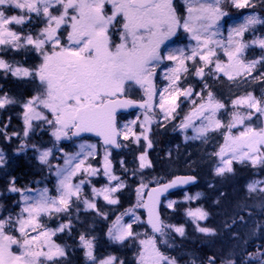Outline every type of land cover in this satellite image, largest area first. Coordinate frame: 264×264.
<instances>
[{
	"label": "snow or ice",
	"instance_id": "1",
	"mask_svg": "<svg viewBox=\"0 0 264 264\" xmlns=\"http://www.w3.org/2000/svg\"><path fill=\"white\" fill-rule=\"evenodd\" d=\"M227 2L236 9L256 7L251 0H227ZM185 3L188 15L183 18L181 25V17L177 15L173 0H0V50H33L41 57V63L35 68L24 67L18 61L10 63L0 57V71L5 76L11 74L18 79L38 78L42 88V91L23 103V119L26 126L24 135L28 136L32 121L37 120L54 128L53 136L57 141L67 137L69 132H72L73 136L94 132L103 138L105 146L120 147L117 137L121 131L127 139L128 134L132 132L130 125L137 123L131 121L130 124L123 125L122 129L116 126L117 110L131 107L136 103L132 100L120 99L124 93L125 83L134 81L144 88L147 97L139 107L144 109V120L141 124L144 131L141 135L144 140H148L145 133L150 129H145L144 125H151L153 122L151 117L156 107L153 104V97L157 95L152 77L155 68L164 60L176 64V67L168 69L167 72L169 86L159 93L158 107L165 120L174 116L179 107L177 101L181 96L188 99L193 95L200 96L191 88L181 90L179 87L181 74L188 71L185 63L187 60H192L193 66L197 57L203 62L204 67H198L195 72L200 78H204L205 67H208L207 74L212 76L223 73L230 80L237 78L264 80V73L258 77L252 76L258 66H264V56L247 62L241 58L248 47L259 46L264 50V37H257L250 43L242 41L245 32L249 29L255 30L258 24H264V19H261L259 14L253 11L244 17L243 23L238 27L230 28L227 43H224L215 39L220 32L221 18L227 15L221 8L222 0H185ZM261 3H264V0H261ZM106 6H110V14L106 11ZM54 9H62V11L53 14ZM70 11L74 14L69 15ZM9 12L19 14L9 15ZM33 14L46 22L45 27L35 34L31 29L25 31L24 28L25 25L32 23ZM13 26H18L19 31L14 30ZM62 27L71 29L67 33L66 45L62 43L60 35ZM181 27L190 34V39L195 41V47L189 48L190 55L184 48L169 49L166 56L161 55V46L171 37L176 36ZM116 34L119 43L113 41V36ZM211 45L224 50L227 63L219 60ZM213 63H215L214 69L209 67ZM205 87L207 88V85ZM200 98L203 100V96ZM17 102L7 93L0 95V109ZM232 105L237 111L233 112L231 123L225 126L216 118V113L225 106L215 101L213 93L209 91L206 102L197 106L193 101V111L185 116L179 126L183 130L193 128L195 135L186 139H206L209 132L227 127L229 134L224 138L225 143L214 154L218 157L214 173L221 177L234 173V162L250 163L254 167L264 166V126H252L254 119L260 120L264 117V94L261 98H257L252 93H248L246 96L234 99ZM241 107L247 109V115L240 114ZM39 109L46 110L52 119ZM195 118L201 121L199 127L193 124ZM237 126L242 127L243 130L239 135H231V130ZM5 129H0V133L10 139ZM136 139L138 141L140 137L137 136ZM148 146L151 147L150 141ZM23 147L24 145L21 146ZM32 147L39 153L38 159L41 164H46L49 168L53 167L49 163L52 149L40 150L35 145ZM84 147L81 145L82 151ZM87 147L90 149L87 155H94L95 145ZM80 156L81 153L73 156L65 155L64 166H55L58 178L56 197L50 196L46 187L38 190L37 196L29 197L24 194V190L15 187V178L12 179L8 191L19 192L24 207L15 216L9 214L0 218V264H45V261L47 264H58L57 258L66 256L65 249L54 244L51 237L57 231L62 232L66 228L70 230L71 220L55 230H47L40 223L39 218L42 214L68 213L73 198L80 200L82 186L86 181L82 180L74 184L72 177L81 171L95 176L98 171L91 166L84 168V160H80ZM139 159L141 168L150 166L144 154ZM77 160L79 163L74 164ZM4 163V154L0 150V165ZM104 173L109 181H117L116 187L93 188L92 195H102L110 204H117L118 200L112 197L124 185L119 182L118 177L111 174L107 153L104 157ZM194 179V177H176L169 183L152 189L148 193L147 202H143L141 198L142 206L148 210V224L151 226L152 236L139 240L137 264H179L177 257L161 251L156 236L158 234L161 238L159 241L161 245L172 248L174 245L169 244L170 232L174 230L180 236H184L185 230L183 226L165 225L160 220L157 206L163 192ZM261 185H264V181L249 182L246 186L248 194L264 196V187ZM146 187L141 184L137 190L138 194ZM83 203L86 209L96 208V204L86 198ZM174 203V201L169 202L168 207H173ZM187 215L193 220H205L208 213L197 209L189 210ZM121 219L117 217L113 227L109 229V239L120 244L128 239H138L140 234L133 232L132 223L124 224ZM137 220L138 217H135L133 210V223ZM240 220H243V217H240ZM232 223H236L235 218ZM225 227L230 228L231 224L226 223ZM197 231L206 235H215V229L200 227L199 224ZM79 240L85 250L86 262L117 264L118 257L114 255L97 259L94 255L95 237L89 238L86 234H81ZM13 246L17 251H13ZM119 264L124 262L120 260ZM192 264H195V261H192ZM208 264H216L215 257H209ZM224 264H236V262L228 260Z\"/></svg>",
	"mask_w": 264,
	"mask_h": 264
},
{
	"label": "rangeland",
	"instance_id": "2",
	"mask_svg": "<svg viewBox=\"0 0 264 264\" xmlns=\"http://www.w3.org/2000/svg\"><path fill=\"white\" fill-rule=\"evenodd\" d=\"M259 4L263 5L262 10L264 12V3H261V0H259ZM179 4H181L182 7V16H181V25L183 24V18H185L188 13H187V4L185 3V0H179ZM258 4V2H255ZM255 4V5H256ZM221 8L222 10L227 13L226 16L221 18L220 21V32L219 34L215 37L216 40L223 41L224 43H227V38L229 34V29L230 28H235L238 27L241 23H243V19L245 16L250 14L251 12H255L258 14V12L255 10V8H258V5L254 9L252 8H246V9H236L232 7L227 0H222L221 3ZM111 9V8H109ZM9 15L12 14H19L18 12H9ZM261 19H264L263 16L259 15ZM35 15L33 14V21L31 24H27L24 26L25 31L28 29H31L33 34L37 33L40 29L45 27V21L44 20H37L34 19ZM14 30L19 31L18 26H13ZM70 27L69 30L70 31ZM67 31V33H68ZM67 33L62 37V43L67 44ZM257 37H264V24H258L255 26V30L249 29L247 32H245L244 36L242 37V41L245 43H250L253 39ZM175 38V41L168 45L167 43L162 46V52L161 55L166 56L168 54L169 49H174V48H184L185 52L190 55L189 48L190 47H195V41L190 39V34L186 33L183 29V27L178 29L177 35L173 36ZM167 42V41H166ZM213 50L216 52V56L219 58V60L223 63H227V56L224 55V50L222 48H219L216 45H211ZM48 49H51V46H48ZM259 46H251L248 47L244 50V53L242 55V59L247 62V61H252L256 60V54H259ZM248 55V57H245V55ZM177 55H179L177 53ZM264 56V52L261 54ZM252 56V57H251ZM0 57H3L6 61L15 62L18 61L20 64H22L24 67L28 68H35L37 65L41 63V57L39 54L33 50H28L25 51L23 49L19 51H2L0 50ZM187 68H191L192 74L194 75L196 72V69L198 67H204V64L202 61L199 60V58H196L195 61V66L194 62L192 60H187L186 62ZM15 66V65H14ZM176 67L175 62L173 61H168L164 60V62L160 65H158L157 70L154 71L156 74V85H157V95L153 97V104L156 105L154 108V114L152 115V123L151 125H144L145 129H150V131H147L145 134L148 136V140H144L143 136L141 135L142 129L141 124L144 120V111H135L133 115L130 116V118H124L122 120V124L119 125L118 129H122V126L125 124H130L131 121H137L135 125H130L132 128V132L128 134V138L123 145L122 152L120 153H115V151L112 148L104 147L99 144V142L96 139L90 138V137H78V138H70L69 133L67 137H62L59 141L55 139L53 136L54 128L49 127L46 123L43 121H37L33 120L32 121V127L28 131V136L24 135L25 131V123L23 119V113H24V108H23V103L26 102L28 99H30L32 96L36 95L38 92L42 91V88L39 84L38 78L32 79V78H24V79H18L15 77H12L11 74H8L5 76L2 71H0V82H2V79L9 80V79H14L18 81H26L25 83H31L32 84V92L28 97H25L21 100H19V111H17V116H18V121L20 122V127H21V135L18 134L15 136V142L11 143V140L6 141V137L1 138L5 142L1 143L0 141V150L3 151L4 158H5V163L3 165H0V172H4V167L5 164L8 163V165L12 162L14 156L16 155H22L26 156L28 158L32 159V162L35 164V169L39 170L42 172V175L32 179L31 182L27 184H20L16 185L15 187L24 190V194L29 196V197H35L38 195V190L44 189L45 187L48 188L49 192L48 194L50 196L56 197L58 195L56 191V186L58 183V178L56 176V165H59L61 167L64 166V159L65 155L68 156H73L76 153H81L80 160H84L83 167L88 168L91 166L92 168L97 169V174L95 176H90L86 172H78L75 176L72 177V183H80V181H86L87 185L82 186V197L80 196V200L77 201L75 197L73 198V202L75 203L74 206H72V211L69 210L68 213L65 212H60V213H53L52 215L48 214H42L40 219V223L43 225V227L47 230H55L57 229L61 224H67L69 220L72 218V212L74 213L73 215L76 216L78 212H96L97 208L95 209H86L85 205L83 203V200L86 198L95 204H98V202H95V200H101L103 203L110 204L108 201H106L102 195L99 196H93L92 195V189L93 188H103V187H116L117 181H109L108 176H106L100 169L101 164L104 162V157L105 154H108V160L111 162L112 165V175H115L116 177L119 178V182L124 185V175L128 172L127 168L125 165L129 164V157L127 156L128 150L133 156V163L135 165V168L137 170H142L143 168L140 167V159L139 157L144 154L146 156V162L149 164V157H148V151L150 150L151 147L148 146L150 139V134L152 132L153 134V129H159V125L163 123L164 117L160 113L158 103H159V93L166 87L169 86L170 81L167 79V72L168 69ZM214 69L215 63H213L211 66H209ZM264 66H258L257 71L259 70H264ZM188 68V69H189ZM209 68L205 67V76H208L210 78H216L218 76H223L224 78L229 79L227 76H225L223 73L218 74L217 76H212L208 75ZM181 74V83L180 80L178 82L179 87L181 90L189 89L186 86V79H187V73ZM183 75V76H182ZM196 76V75H195ZM204 76V77H205ZM253 77H258V73L256 72ZM198 76H196L197 78ZM202 80V79H201ZM215 80V79H214ZM185 81V82H184ZM188 85V84H187ZM140 86V85H139ZM205 89V85L202 86V90ZM220 92V91H219ZM4 92L3 90L0 89V95H3ZM195 93H199L198 91ZM251 93V92H248ZM248 93L244 94H237L235 97H232L230 100H228L225 104L222 103L223 100H220L219 97L214 95L215 101H218L222 104H224V108L220 109L216 113V118L219 119L222 124L225 126L229 123H231V117L233 112L237 111V109L233 108L232 101L234 99H237L238 97L246 96ZM8 94V93H7ZM255 97L260 98L259 93H252ZM10 96V94H8ZM205 97H203V100L200 98V96H192L190 99L185 98L181 96L177 103L179 104L180 109L175 113V120L177 122L176 129L173 131L175 133L176 131V140H174L175 144H187L190 142H193V144L197 143H208L207 147L201 146V145H196L190 148L191 151L188 153L189 155H196L200 154V162H197L194 158L190 159L188 163L185 164V161L181 160L184 159L182 154L179 153L175 158H178V161L174 158L178 164H183L187 165V168L189 166H192L191 164H201V162H205L208 160V163L210 161V158L212 157L211 163L205 167V170H207L211 174V177L205 178L203 175V179L200 181L199 184H196L195 186L189 187L182 189L175 194L172 195H166L165 197L162 198L160 202V208L159 212L161 217H163V223L165 225H173L176 227L183 226L185 230V235L180 236L178 233H176L174 230L171 231L175 236L178 238L182 239H187L192 241L195 237L197 236H202V237H211L214 235H206L204 233H201L197 231V224H199L200 227H207L211 228L208 225H206L204 222L207 221L209 218H211V214H214V212H220L221 214H226L230 212V210H233L232 207H235V203L240 202L243 205H246L247 207H252L254 208L255 206H258L260 203V196L259 194H253L249 195L247 191V184L253 180H261L264 181V175H257V176H251L247 177L244 179V181L241 184H237V179L235 180L234 177L233 179L231 178L230 182H225V176L229 175L226 174L225 176H216L214 173V168L218 164V157L215 156L214 154L217 153L220 149V147L225 143V136L229 134L227 127L218 129L214 132V134H211L212 132H209L207 135L206 139H186V137H193L195 135L193 128L189 127L187 130L181 129L179 126L183 123L185 116H187L190 112L193 111V101H195V104L198 106L201 103H204L207 101L208 96L207 94H203ZM207 96V97H206ZM12 97V96H10ZM146 98V96L144 97ZM17 100V99H16ZM17 102V103H18ZM8 105L3 109H0V121L4 118H6L4 111L6 113L9 112V108H13L14 105ZM40 111L43 112L44 115H47L49 119H52L51 115L44 109H39ZM182 114L181 118H178L179 114ZM239 112L241 115H247V109L245 107H241L239 109ZM155 118V122L153 120ZM171 118V117H170ZM169 119V118H168ZM261 121H264V117H261L260 120L254 119L252 121V126L253 127H262L264 126V123H261ZM160 122V123H159ZM158 123V124H157ZM200 119L195 118L193 120V124L196 127L200 126ZM161 126V125H160ZM1 129V126H0ZM242 127L237 126L231 130V135H239V132L242 131ZM156 133V132H155ZM151 134V135H152ZM35 136V137H32ZM120 139L125 140L123 131H121V134L119 135ZM139 136L140 139L137 141L136 137ZM32 137V139H30ZM151 142V141H150ZM24 145L23 148L21 146ZM35 145L36 148L43 150V149H52V156L49 157V163L53 166L49 168L48 165L46 164H41V162L38 159L39 153L34 149L32 146ZM81 145H84V149L82 151ZM89 145H95V150H94V155H87L89 152V148L87 146ZM166 153L168 154L171 151V144H167L165 146ZM203 150V151H202ZM187 154V157H189ZM127 156V157H126ZM197 157V156H196ZM199 158V156H198ZM186 159V155H185ZM195 159V160H194ZM202 160V161H201ZM123 161V163H121ZM173 161V164H176V162ZM187 161V160H186ZM79 163V160L74 161V164ZM238 163V162H236ZM73 164V166H74ZM250 164V163H249ZM148 167V166H147ZM6 168V167H5ZM33 171V170H32ZM194 167L192 166L190 170H184L182 171H174L172 172V175L177 174V173H191L193 174ZM202 172V171H201ZM203 173V172H202ZM195 176V174H193ZM169 176V177H170ZM6 182L5 186L0 185V188L2 187L3 190L0 189V218L7 217L9 214L15 216L17 213L21 211V208L24 207V204L22 202L21 194L19 192L15 193H10L8 191V188L10 186L11 179L13 178L10 174L6 175ZM167 178H164L160 181H164ZM196 177V176H195ZM4 178V177H3ZM215 178V180H214ZM154 182V183H157ZM152 183V184H154ZM141 184L143 182H138L135 187H133V200L131 203H129L127 206H125L121 212H119L117 215L115 214L113 216V220L109 223L107 230L104 229L103 232H105V236L108 237V231L110 228L113 227L114 223L117 220V217H121V222L124 224H129L132 223V230L134 233H139V237L136 240L128 239L124 243H129L130 245H135L133 248L129 250V255L128 259H125L123 262L127 264H137V256L140 251V245H139V240L141 239H146L148 236H152V233L149 231L147 228L145 222H144V216L141 208V198L143 195V192L146 188L143 189L141 193L138 194V189L140 188ZM148 186L147 184H144ZM227 187L231 189V191L227 194L222 188ZM261 187H264V185H261ZM86 193H85V190ZM234 189V190H232ZM84 192V193H83ZM8 193V194H7ZM6 195H12V198L7 200ZM14 196V197H13ZM191 197V199H189ZM232 197V199H230ZM113 199H117V193H115L112 197ZM175 202L173 204V207L169 208L168 204L169 202ZM197 209H202L208 213L207 219L205 220H193L192 217L187 215V212L189 210L195 211ZM230 209V210H229ZM133 210H134V215L135 217H138V220L133 223ZM100 213V211H99ZM127 213V214H126ZM27 214H25L26 216ZM101 215V214H100ZM59 216V217H58ZM61 218L60 220H58ZM247 220H245L246 222ZM244 222L239 221L238 224H241ZM250 223V221H249ZM238 224H231V227H238ZM250 226V225H248ZM226 228V227H222ZM248 227L245 228V230ZM213 229V228H212ZM68 229L66 228L62 232H55L54 235H52L51 240L54 244L60 245L65 249V252H70V255L73 256V250L71 249L69 242L66 240V232ZM167 231V230H166ZM81 233L83 232V229L80 231ZM62 235L59 239H57L55 236L56 235ZM235 234V233H234ZM233 233H229V235L226 233L224 238L219 241L220 247L219 251L215 249L217 252L216 257H218V252H223L225 256H229V252L227 253V249H232L234 248L233 244H237V241L234 240V238L237 237V235H234ZM215 235H219L220 233H217L215 231ZM160 238V237H158ZM157 239V238H156ZM159 239H157L158 242ZM109 241L112 244H116L118 246H123V244L120 243H115L112 242L110 239ZM225 243H228V246L225 245ZM70 246V247H69ZM13 251H17L16 247L13 246ZM45 251L47 249L45 248ZM72 253V254H71ZM79 255L82 257L80 260L79 264H90V262H86V257H85V250L82 249L79 251ZM94 255L97 257V259H102L108 255H114L110 253H100L99 255ZM116 256V255H114ZM117 257V256H116ZM42 260L44 258H41ZM58 259V258H57ZM217 258H215L216 260ZM120 258L118 257L117 264H119ZM45 264L47 262L45 261ZM78 264V263H76ZM179 264H187V262H179Z\"/></svg>",
	"mask_w": 264,
	"mask_h": 264
},
{
	"label": "trees",
	"instance_id": "3",
	"mask_svg": "<svg viewBox=\"0 0 264 264\" xmlns=\"http://www.w3.org/2000/svg\"><path fill=\"white\" fill-rule=\"evenodd\" d=\"M255 2H258V4H256ZM259 2V0H251V3L258 5V8H255L258 14L264 17V12L262 10L263 5L259 4ZM259 51V54H256V59L262 57L261 54L264 52V50H261V48L259 49ZM245 57H248V55L246 54ZM191 68H189L187 71L186 86L187 88H191L194 93L198 91L200 96L205 97L203 95L204 93L208 96V92L211 91L213 93V96L216 95L220 100H223L222 103L225 104L228 100H230L232 97H235L237 94L241 95L248 92L259 93L260 98L262 97V94H264V80H245L244 78L230 80L224 78L223 76H218L216 78H210L208 76H205L204 78H196L195 74H192ZM256 72L258 73V76H260L261 73H264V70H256L252 73V75H254ZM183 75L185 74L183 73ZM1 81L2 82H0V89L10 94V96L17 99V101L28 97L33 91L32 84L25 83L26 81L21 82L14 79H2ZM203 85H207V88L205 87L204 90H202ZM18 105L19 102L17 103V105H14L13 108L10 107L8 109L10 113H6L4 111L6 118L0 121L1 129H5L6 126L5 130L8 136L11 137L10 139L6 138V141L7 139L11 140V143L15 142L16 135H21L20 122L18 121V116L16 114L17 111H19ZM179 109L180 107L176 109V112ZM181 117L182 114L180 112L178 118ZM160 125L159 129H153V134L152 132V135L150 134L151 148L148 151L150 166L145 167L142 170H137L134 163L132 162L133 156L128 150L127 156L129 157V159H131V161H129V164L125 165L128 172L124 175V186L121 187L117 192V204H106L103 203L100 199H96L95 202H98V204H96V212H78L76 216H74V213L72 212L71 229H68L64 236L66 235V240L67 242H69L68 244H70L74 254L73 256H71L70 252H68L67 250L66 256L64 258L57 259L58 264L80 263L82 257L79 255V251L82 249V246L80 244L79 237L81 234H86L89 238L95 237L94 253L96 255H99L100 253H110L116 255L122 261L128 259L129 250L135 245L124 243L123 246L120 247L116 244H112L107 236H105V232H103V230H107L108 225L113 220V216L115 214L117 215L125 206L131 203V201L133 200V187H135L139 181L143 182V184L150 185L154 182L169 177L172 172L176 170L184 172L185 169L190 170L192 166L194 167L193 174H195L197 178L196 184L200 183V181L203 179V175L205 178L211 177L209 171L207 174V170H205V167L207 166V164L209 165L211 163L212 157L210 158L209 163L207 160L205 162H201V164L199 165L191 164L192 166H189V168H187V165L178 164L176 162L178 161V158H175L177 154L181 153L184 158L181 160L185 161V164L194 157L195 159H197V162H200V154H188L190 152H193L190 150V148L196 145H206L207 147L208 143L204 142L200 144H193V142H190L187 144H175L174 140H176L177 138V136L175 135L176 131L175 133L173 132L177 126L175 116L167 120L164 119L163 123H161ZM14 133L16 135H13ZM211 134H214V132H212ZM4 137L5 135L0 133L1 143L5 142L1 139ZM32 137H30V139H32ZM167 144H171V151L168 154L165 150V146ZM187 154L189 157H187ZM174 158L176 159V161L173 160ZM173 161H175L176 164H173ZM34 165L35 164L32 162L31 158L22 155L14 156L12 162L9 165L8 163L5 165L6 168L4 167V172H0V185L5 184V179L7 178L6 175L9 174L13 178H15L16 185L27 184L31 182L32 179L42 175L40 169H35ZM233 168L234 173H230L228 176L226 175L225 182H230L231 178L233 179L234 177L235 180L237 179V184H241L247 177L264 175V166L254 167L249 163L240 164L234 162ZM85 185H87V183ZM0 189L3 190L2 187ZM222 189L227 194L231 191V189L227 187H223ZM81 194L80 196L82 197L83 195ZM4 197L9 200L12 198V195H6ZM230 199H232V197H230ZM74 205L75 203L72 201L69 209L70 211H72V206ZM232 208L233 210L229 209L230 212L226 214H221L219 211L214 212V214H211V218L204 222L209 227L215 229L217 233H220V236H197L192 241H190L187 239L178 238L172 232H170L169 244L174 245V247L168 248L167 246L161 245L159 243L161 238H158L159 235L157 234L156 238L159 239L158 246L161 248V251L165 252V254L175 256L177 257L179 262L185 261L187 262V264H192V261H195V264H208L209 257L217 258L215 260L216 264H224V262L228 260H233L236 262V264H262V262H264V196H260V203L254 208L247 207L240 202L235 203V207ZM240 217H243V220H240ZM233 218L236 219L235 224H238L239 221L244 223L238 224V227L222 228L225 227L226 223L233 224ZM60 219L61 218H59L58 220ZM245 220L247 221L245 222ZM246 227L248 228L245 230ZM82 229L83 232L81 233L80 231ZM226 233L228 235L229 233H235L237 237L234 238V240L237 241V244L232 243L234 248L226 250L227 253L229 252V256H225L223 252H218V257H216V252L219 251L220 247L219 241L225 237L224 235ZM62 235L63 234L56 235L55 237L59 239L60 237H62ZM225 245L230 247V244L228 245V243H225ZM215 249H217V251ZM124 264L127 263L124 262Z\"/></svg>",
	"mask_w": 264,
	"mask_h": 264
},
{
	"label": "flooded vegetation",
	"instance_id": "4",
	"mask_svg": "<svg viewBox=\"0 0 264 264\" xmlns=\"http://www.w3.org/2000/svg\"><path fill=\"white\" fill-rule=\"evenodd\" d=\"M179 0H173V6L174 8L176 9V12H177V15L179 17L182 16L183 12H182V7H181V4L178 3ZM110 6H106V11L110 14L111 12V9H109ZM59 11H62V9H54L53 10V14H59ZM74 13H72L71 11L69 12V15H72ZM34 19H37V20H43V18H37L35 17ZM70 23V22H69ZM69 30V27H62L61 30H60V35L63 37L65 35V33H67V31ZM113 41L115 43H119V39H118V34L114 35L113 36ZM175 41V38L171 37L167 42L168 45L172 44L173 42ZM164 46V45H162ZM161 46V47H162ZM158 66L155 68V70H157ZM154 70V71H155ZM156 81V74L154 73L153 77H152V83L156 89V92H157V85L155 83ZM146 95H145V90L143 87H141V85L139 86V84L135 83L134 81H131V82H126L125 85H124V93L121 97H124L126 99H130V100H135V101H139V102H144L146 98H144ZM144 111V109L142 108H135L133 110H130V111H127V112H118L117 115H116V121H117V128H119V125L122 124V120L124 118H130L131 115H133V113L135 111ZM125 142L128 141V140H124Z\"/></svg>",
	"mask_w": 264,
	"mask_h": 264
},
{
	"label": "water",
	"instance_id": "5",
	"mask_svg": "<svg viewBox=\"0 0 264 264\" xmlns=\"http://www.w3.org/2000/svg\"><path fill=\"white\" fill-rule=\"evenodd\" d=\"M120 99H123V98H120ZM136 102V101H135ZM141 103L140 102H136L133 106L131 107H128V108H121V109H118L117 111H126V110H130L132 108H134L135 106H139ZM74 131V130H73ZM83 134H90V135H93L95 137H98L100 142L104 145L103 143V138L102 137H99L96 133L94 132H84V133H80V135H83ZM70 136L73 138V137H77V136H73L72 135V132L70 133ZM113 146V145H111ZM102 170L104 171V164L102 165ZM111 170V168H110ZM176 177H194L193 175L191 174H176L170 178H168L167 180L165 181H162V182H159V183H156V184H153V185H150L148 186L144 193H143V196H142V200L143 202H147L148 201V193L152 191V189L154 188H157V187H161L162 185L166 184V183H169L170 181H172L174 178ZM195 178V177H194ZM196 181V179L190 181L189 183L187 184H179V185H176L175 187L173 188H169L166 192H163L160 197H159V201L161 200V198L167 194V193H170V192H173V191H176L177 189H181V188H184V187H188V186H191L192 184H194ZM159 206V204H158ZM158 206H157V210H158ZM141 207H142V211H143V215H144V221H145V224L147 225V227L149 228L150 232L152 233V229H151V226L148 224V219H149V214H148V210L142 206V203H141Z\"/></svg>",
	"mask_w": 264,
	"mask_h": 264
}]
</instances>
